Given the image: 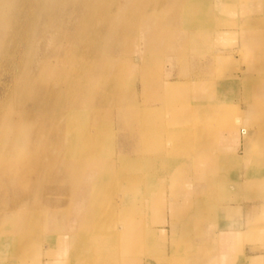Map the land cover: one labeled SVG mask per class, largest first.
<instances>
[{"label": "bare ground", "instance_id": "6f19581e", "mask_svg": "<svg viewBox=\"0 0 264 264\" xmlns=\"http://www.w3.org/2000/svg\"><path fill=\"white\" fill-rule=\"evenodd\" d=\"M122 2V6L118 7L117 0H0V40L5 39V31L12 24V33L7 36L10 45L0 52V70L4 63L9 61L11 64V58L16 56L20 60L17 74L11 80L9 97L0 105V264H20V261L25 264L26 259L32 258V246L37 243L41 223H48L45 231L50 232L56 222L63 221L65 226H57L60 235L56 241L62 247L78 244L83 240L81 233L90 229L92 215H98V197L105 196V199H100L102 206L108 197L111 200L113 196L117 197V202H113L120 214L126 215L129 207L133 211L139 200L137 193L131 191L132 179L158 168L176 169L183 156H191L189 153L196 149V144H191L190 131L198 135L194 141L210 133L207 130L210 126L207 109L225 108L222 102L226 101L218 100L210 106L202 98L195 101L189 97L191 100L187 101L183 97L186 99L185 105L172 115V119L174 124H189L190 130L179 127L168 129L166 147L161 143L163 136L154 137L144 131L147 124L152 125L154 130H162L159 122L155 123L156 111L146 112L144 109L148 101L156 102L158 99L154 90L155 81L150 80L154 56L160 55L169 63L194 65L196 73L188 81H191L190 94L196 89L204 94L205 86L211 80L217 81L224 77L215 72L220 68V61L212 54H202V46L204 42L206 45L210 41L215 30L231 25V21L217 15V12L222 11L228 13L229 1ZM258 2L244 0L242 13L253 11V8L258 7ZM167 14L169 16L163 20V24L169 33H164L159 17ZM244 23L246 28L253 29L254 33L250 36L257 34L264 39V32L258 31L259 27L264 28V17ZM113 35L116 40L109 42ZM189 37L190 41L182 44ZM252 37L251 41L255 42L256 37ZM137 45H141L139 49ZM136 53L140 63L132 66L130 62ZM55 57L56 62H50ZM202 59H205L203 63ZM131 73L138 75V79L98 85V79L123 77ZM50 75L58 83L59 78L64 79L62 75L69 81L73 78L68 89L82 94V104L92 109L86 114L88 122L82 116L83 113L78 112L81 107L73 104H70L71 110L66 113L61 112L63 105H58L56 112L59 113L61 108L56 118L41 110L46 101L58 98L60 91L63 90V94L66 90L64 80L63 85L60 83L58 93L52 89L42 103L41 95L48 89L43 86L41 78ZM149 80L152 90H147ZM136 82L140 83V90L145 92L140 98L142 109L141 106L135 107L138 104L134 90ZM245 84L248 92L255 87L260 90L264 85V72H256L254 76L246 78ZM165 85V92H170L172 86ZM101 87L112 92L110 97H106L104 105L119 107L115 121L111 124H116L125 137L135 139L129 148L131 157L130 154L123 157L118 152L120 156L114 165L104 166L98 171V162L90 158V155L98 154L90 145L98 141V124L103 129H110V123L104 117L98 123L96 100L98 88ZM259 103L257 109L263 112L255 124L250 122L251 126L258 129L245 130L246 141L256 139L258 143L255 149L258 158L254 160V165H264V93ZM81 124H86V128L82 129ZM156 139L161 144L157 148L159 154L147 157L142 151ZM205 161L199 159L191 167L184 162L181 170L189 168L192 176L182 178H195V175L205 170L209 173L215 167L227 165V160ZM213 180L212 183L215 182ZM216 181L219 182V179ZM257 181L252 179L247 183ZM206 182L211 184L210 180L206 179ZM119 228L126 230L123 225ZM15 234L23 237L21 247L9 244ZM260 239L264 240V237L260 236ZM101 243L100 248L98 240L94 244L97 252L103 256L109 255L112 241L107 248L106 241ZM45 249L48 250L46 246ZM71 254L63 264H83L82 257ZM262 262L263 258H256L252 263Z\"/></svg>", "mask_w": 264, "mask_h": 264}, {"label": "rangeland", "instance_id": "374dc122", "mask_svg": "<svg viewBox=\"0 0 264 264\" xmlns=\"http://www.w3.org/2000/svg\"><path fill=\"white\" fill-rule=\"evenodd\" d=\"M228 1V13L222 11L217 12V15L231 21V25L222 30H215L210 41L206 45L204 42L202 46V54H212L221 62L218 64L220 68L215 72L224 75V77L217 81L216 79L211 80L205 86L204 94L198 89L190 94L191 81H188L196 73L194 65L192 63H169L160 55H156L152 59L150 80L154 79L152 81H155L156 88L154 90L158 94V99L156 102L148 101L144 104L146 112L156 111L155 123L159 122L162 127L160 128L162 130L159 131L147 124L144 131L155 135L154 137L163 136L164 140L161 143L163 147H166L168 140L165 135L169 133L168 129L179 127L190 130L189 124H174L175 121L172 119V115L184 107L186 99L189 101L191 100L189 97H191L195 101H199L202 98L204 101H208L210 106L214 105L213 102L226 101L222 102L225 108L207 109L210 123L207 130L210 133L201 136L198 141H194L198 135L190 131L191 144H196V149L189 153L191 156L185 154L176 169L158 168L147 175L141 174L132 179L131 191L137 193L139 200L133 211L129 207L126 215L120 214L114 203L117 202V197L113 196L112 200L108 197V201L106 199L103 206L100 199H105V196L98 197V215H92L90 229L81 233L83 240L73 247L69 244L62 247L56 241V237L60 235L57 233V226H65L66 223L56 222V226L50 232L45 231L48 223H41L37 243L32 246V258L30 256L26 259L25 264H47L48 261L63 264L67 261L71 251H74L71 255L84 259L81 262L83 264H118L127 259L134 261V264H158V261H161V264H253L252 262L256 259L255 256V258H250L253 254H262L257 258H263L262 264H264V240L260 239V236L264 237V173H261V171L264 172V165H254V160L258 158V154L255 153L256 144H258L256 139L251 141L245 139V130L258 129L254 125L251 126L250 122L255 124L259 114L263 112L257 107H259V101L264 93V85L260 87V90L255 87L257 91L254 88L248 92L245 81L246 78L254 76L256 72H264V39L257 34L253 37L250 36L254 33L253 29L246 28L244 23L264 17V0H259L258 7L253 8V11H248L247 14L242 13L244 0ZM122 3V0H117L118 7H121ZM167 16L169 14L161 16L162 18L159 17L164 33H169L163 24V20ZM11 25L5 31V39L0 40V52L6 45H10V42H7V36L12 33ZM260 28L258 31L264 32V28ZM251 37H256L255 40L253 39L255 42L251 41ZM112 40H116L115 35L112 36V39L109 38V42ZM189 41L190 37L184 39L182 44ZM38 43L40 44L39 41ZM140 46L137 45V49ZM204 60L202 59L201 63ZM50 62H56V57L52 58ZM130 63L132 66L140 63L137 53L133 54ZM19 66L20 60L15 56V58H11V64L8 61L1 67L0 105L9 97L12 90L11 80L16 76ZM62 76L64 79L59 78V83L51 75L41 78L44 82L43 86L48 89L41 95L42 103L52 89L58 93L60 83L62 84L64 80L66 82L64 93L61 94L62 90L58 98H50L41 106V110H44L45 114L50 117L56 118V115L60 114L61 108L59 107V113L56 112L58 105L62 104L61 112L66 113L71 110L70 104H73L76 107H81L78 108V112L83 113L82 116L88 122L86 114L92 112V109L82 104V94H76L68 89L73 78H70L69 81L65 75ZM133 79H138V75L131 73V75L123 77L98 79V85H100L99 83H116ZM150 80L147 81V90L151 89ZM165 83L172 86L168 93L164 90ZM140 89V83L136 82L134 90L138 96V104L135 107L141 106L142 109V99L140 102V98L141 94H145V92ZM111 94V90L106 87L98 88L96 100L98 123L103 117L107 123H110V129H103L98 124V141L90 145L93 151L98 154L93 156L89 153L90 158L93 157L92 160L98 162V166H100L98 171L104 166L114 165L120 156L118 152H121L123 157L128 156L127 154H130L131 157L129 148L135 139V137H125L123 133H120L116 124H111L115 121L116 111H119V107L113 104L104 105L106 97H110ZM67 103L69 105H66ZM86 124H81V128L85 129ZM240 140H243L244 143L240 144ZM160 146L159 140L156 139L147 144L142 152L147 157H154L159 154L157 148ZM199 159L210 163L227 160V165L215 167L209 173H206L205 170L204 173L195 175V178L183 179L184 176H192L189 168H185L186 173L181 170L184 162L191 167L192 163ZM206 161L205 163H207ZM240 170L244 172L241 180L248 182V180L257 179L258 181L247 184V188L243 187L240 190L238 185L230 183L240 179ZM206 179L210 182L214 179L215 182L208 184ZM217 179L219 182L216 181ZM240 201L258 202L259 205L256 212L248 214V220L250 219L251 222L248 221L247 229L241 234L240 239L231 238L233 241L230 247L223 250L222 246L218 247V243H212V234L222 219L223 211L225 209L228 211L230 204H237ZM111 211L112 213H110ZM120 225H123L126 230H121ZM76 229L77 227H75ZM22 238L15 234L9 244L21 247ZM95 238L96 241L98 240V248H100L101 242L106 241L105 248H107V246L109 247L108 243L112 241L111 252H113L104 256L97 252L94 246ZM220 240L222 242V239ZM45 246L48 250L45 249ZM20 264L23 263L20 261Z\"/></svg>", "mask_w": 264, "mask_h": 264}, {"label": "crops", "instance_id": "0c3cea01", "mask_svg": "<svg viewBox=\"0 0 264 264\" xmlns=\"http://www.w3.org/2000/svg\"><path fill=\"white\" fill-rule=\"evenodd\" d=\"M239 142L240 144L244 143L243 140H240ZM243 173L244 172L242 170L239 171L240 181L238 180V181L230 182L233 185H237L240 182L238 184L240 190L243 189V187L247 188V184H248L246 181L241 180V176ZM261 173L264 172L261 171ZM258 205H259L258 202L247 203L241 201L237 204H230L229 205L230 209L228 211L226 209L223 211L222 219L221 221H219L216 230H214L212 234V238H211L212 243L213 244L215 242L218 243V247L220 248V246H222V249L224 250L226 247H230V244L233 241L231 238L240 239L241 234L245 232L247 229V223H249L248 221H250V219L248 220V214L256 212ZM197 237H199V235H197ZM220 239H222V242H220L221 241ZM194 243L196 245H199V243L196 242ZM219 248H218V252H219ZM254 256L257 258L259 256H262V254L260 255L253 254L250 258H253ZM158 262H159L158 264H161V261ZM118 264H134V261L127 259L125 261H120Z\"/></svg>", "mask_w": 264, "mask_h": 264}]
</instances>
